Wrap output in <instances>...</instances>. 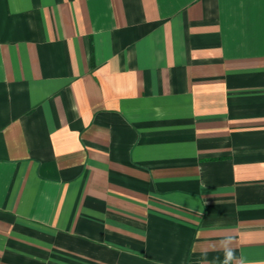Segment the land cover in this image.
<instances>
[{
    "label": "crops",
    "instance_id": "crops-1",
    "mask_svg": "<svg viewBox=\"0 0 264 264\" xmlns=\"http://www.w3.org/2000/svg\"><path fill=\"white\" fill-rule=\"evenodd\" d=\"M264 264V0H0V264Z\"/></svg>",
    "mask_w": 264,
    "mask_h": 264
},
{
    "label": "clouds",
    "instance_id": "clouds-1",
    "mask_svg": "<svg viewBox=\"0 0 264 264\" xmlns=\"http://www.w3.org/2000/svg\"><path fill=\"white\" fill-rule=\"evenodd\" d=\"M221 244L224 249V260L223 264H235L236 257L234 254V249L232 248V239L226 238L223 241H221ZM240 264H243L242 261H240Z\"/></svg>",
    "mask_w": 264,
    "mask_h": 264
}]
</instances>
